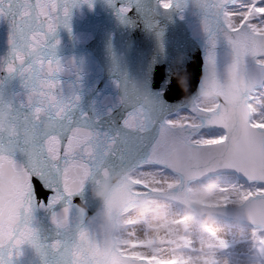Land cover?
Segmentation results:
<instances>
[{
    "label": "snow or ice",
    "instance_id": "6c2138e0",
    "mask_svg": "<svg viewBox=\"0 0 264 264\" xmlns=\"http://www.w3.org/2000/svg\"><path fill=\"white\" fill-rule=\"evenodd\" d=\"M6 2L11 14L9 33L18 41L15 46L9 45L8 56L14 58V47L27 44L34 23L54 32L59 23L66 22L77 0H0V13ZM187 3L188 0H159V6L166 11L183 9ZM13 5L35 8L37 15L18 22ZM198 7L205 20L204 67L213 71L212 94L219 97L220 103L203 107L193 97L190 106H183L184 111L169 107L163 95L183 91L178 79L167 78L163 71L153 86L145 85L143 94L128 89L125 74L122 83L113 82L120 87L118 98L110 104H102L97 98L85 104L76 92L77 82L62 81L61 90L68 83L71 94L61 97L58 114L50 115L49 125L20 109L16 112L14 119L24 126L25 134L8 150L23 162L27 175L22 176L13 161L0 162V191L5 197H11L16 204L23 203L29 213H44L51 221L58 207L63 205L67 210L71 205L73 193L89 174L90 164L100 167L109 163L134 169L137 175L145 174V169H160L209 180L224 178L219 185L221 191L238 190L235 194L239 196L250 193L264 202V40L259 39L264 37V0L237 5L242 10L231 14L239 18L235 26L221 18L223 10L216 14L213 0H202ZM120 11L127 14L132 8L121 5ZM35 43L43 44V40ZM47 47L52 53L56 50L55 45ZM222 56L226 58L224 72L231 81L227 87L216 83ZM57 70L73 75L79 72L74 63L66 67L59 62ZM176 71L183 73L185 69L181 65ZM13 72L9 63L7 78ZM242 74L248 77L247 82ZM188 83L196 88L193 75ZM200 84L202 88V81ZM3 102L0 93V105ZM78 129L86 131L74 134ZM89 143L92 151H81ZM3 149L4 139L0 137V151ZM241 180L247 189L239 183ZM30 232L26 225L18 236L25 237ZM9 235L10 232L0 241V264H18L15 253L20 240L9 239ZM51 264H78L67 241L61 257ZM86 264L97 262L89 259Z\"/></svg>",
    "mask_w": 264,
    "mask_h": 264
},
{
    "label": "water",
    "instance_id": "95a60500",
    "mask_svg": "<svg viewBox=\"0 0 264 264\" xmlns=\"http://www.w3.org/2000/svg\"><path fill=\"white\" fill-rule=\"evenodd\" d=\"M201 2L188 0L185 8L173 7L166 11L159 6V0H77L66 22L59 23L54 32L34 23L27 44L14 47V58L8 56L9 45L15 46L18 41L9 33L7 23L11 14L6 2L0 13V73L3 74L0 75V93L4 101L0 105V137L4 139L0 162L13 161L17 171L22 176L27 175L23 162L8 150L25 134L24 126L14 117L20 109L49 125L50 115L58 114L61 97L71 94L68 83L61 90L62 81H76V92L85 104L91 98L110 104L113 98H118L120 87L113 82L122 83L125 74L128 89L143 94L145 85L153 86L158 73L163 71L167 78L176 77L183 91L163 95L169 107L185 110L183 106H190L193 97L203 107L220 103L219 97L212 94L213 71L204 67L205 20L198 7ZM213 3L217 15L223 10L221 18L225 20V5H232L231 0H213ZM121 5L130 6L132 11L122 13ZM12 7L16 9L14 15L18 22L37 15L35 8ZM39 39L43 44L35 43ZM259 39L264 40V37ZM49 45H55L54 53L49 51ZM59 62L66 67L74 63L79 72L75 75L67 70L61 73L57 70ZM225 62L222 56L221 69L216 75L219 87L231 83L224 72ZM9 63L14 70L11 78H7ZM181 65L185 71L178 73L176 70ZM191 75L196 78V88L188 83ZM242 78L247 82V76L242 74ZM75 131L86 130H74V134ZM84 149L92 151L90 143L81 151ZM133 170L109 163L100 167L90 164L89 174L83 186L73 193L71 205L67 210L63 205L58 207L51 221L44 213H29L23 203L16 204L0 191V241L9 232V239L20 240L15 253L18 264H46V261L51 264L61 257L65 241L78 264H86L89 259L97 264H152L133 259V255H123L117 249L115 238L121 214L127 208L145 203L148 194L164 199L173 197L174 203L187 208L194 206L203 217L259 226L264 231V202L254 196L245 202L225 203L191 199L190 184L206 179L189 174L179 175L181 182L177 188L135 193L132 190L135 180L129 177ZM26 225L31 232L19 237V230Z\"/></svg>",
    "mask_w": 264,
    "mask_h": 264
},
{
    "label": "bare ground",
    "instance_id": "6f19581e",
    "mask_svg": "<svg viewBox=\"0 0 264 264\" xmlns=\"http://www.w3.org/2000/svg\"><path fill=\"white\" fill-rule=\"evenodd\" d=\"M243 2L247 0H236L235 4L225 9V20L233 26L239 24V18L231 14L242 10L237 5ZM255 107L253 102V108ZM163 172L165 171L145 169V174L137 175L134 170L131 173V179L135 180L133 191H149L158 184L162 189L177 188L180 177L169 174L163 179ZM224 182V178L208 185L193 182L189 198H209L218 192L219 185ZM244 187L247 189L248 186L245 184ZM151 195L148 194L147 197ZM169 200L172 203L149 199L145 205L127 208L118 219V249L142 259H152L156 264H259L252 250L256 238L264 243V232L257 233V228L236 222L192 219L189 215L192 208H183L174 203L173 197ZM167 238H174L175 241L167 245ZM145 246L149 249L148 253L143 252L144 249H138Z\"/></svg>",
    "mask_w": 264,
    "mask_h": 264
},
{
    "label": "rangeland",
    "instance_id": "374dc122",
    "mask_svg": "<svg viewBox=\"0 0 264 264\" xmlns=\"http://www.w3.org/2000/svg\"><path fill=\"white\" fill-rule=\"evenodd\" d=\"M149 170V169H147ZM154 170H160V169H154ZM161 171V170H160ZM162 173V172H161ZM164 173V177L163 179L167 178L168 176L166 175H171L172 173H169V172H163ZM173 175V174H172ZM131 177V176H130ZM216 180H219V178H215V179H208V180H205V181H196L197 183L199 184H205V185H208L210 183H214L216 182ZM240 184L242 185H245L244 181H240L239 182ZM193 184V183H192ZM191 184V185H192ZM158 185H156V187L154 186L152 190H161L162 188H159ZM190 190H191V186H190ZM150 191V190H149ZM236 191L235 190H230L229 192H223L220 190V187L218 188V192H215L213 195H210V197H204V196H200V197H196L195 200H198V201H205V202H210V203H225V202H239V201H245L249 196H251L250 193H246L245 195L243 196H239V195H236L235 194ZM232 196V199L230 200H226L225 198L227 196ZM149 199H155V200H161V201H165L167 203H172V201L170 200H166L162 197H160L159 195H151L149 198H147L146 202L144 204H141V205H145L147 203V201ZM190 218L192 219H196V218H202V217H199L195 212L194 210L193 211H190ZM200 220V219H199ZM237 224H240L237 222ZM240 225H243V224H240ZM156 231V230H155ZM116 238H117V233H116ZM118 239V238H117ZM175 239L174 238H167L165 240V243L167 245H170L172 242H174ZM139 250H143V252H146L148 253L149 252V249L147 246H145L144 248H138ZM120 250V249H119ZM121 251V250H120ZM253 253L257 256V260H258V263L259 264H264V243L261 242V240H259L258 238H256V244L255 246H253ZM123 254H128V255H133L132 253L129 254V252H123L121 251ZM137 252V251H136ZM140 255V254H139ZM133 258H136V259H139V257L137 255H133ZM144 259H147V258H144ZM150 263L152 264H156V262L152 259H147ZM183 264H188V263H183Z\"/></svg>",
    "mask_w": 264,
    "mask_h": 264
}]
</instances>
